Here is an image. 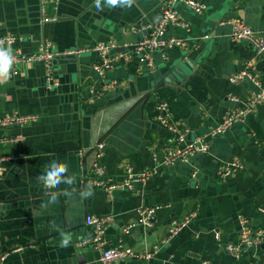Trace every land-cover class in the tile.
Listing matches in <instances>:
<instances>
[{"label":"crops","instance_id":"1","mask_svg":"<svg viewBox=\"0 0 264 264\" xmlns=\"http://www.w3.org/2000/svg\"><path fill=\"white\" fill-rule=\"evenodd\" d=\"M161 1L109 5L99 0L97 7V0H0V35L16 36L7 51L31 54L43 40L61 52L83 49L56 61L61 84L53 90L45 87L42 61L10 66L0 75V118L36 117L21 126L0 127V138L22 137L0 143V264H103L94 248L76 246L90 233L87 214L109 217L108 245L121 240L136 253L157 245L150 264H264V103L226 132L209 135L227 112L243 106L264 85V52L231 40L229 26L218 22L233 16L264 34V0H200L207 6L202 14L179 4L178 16L189 23V31L171 25L165 35L180 37L185 45L168 48L166 58L154 53L152 68L135 58L119 60L98 80L101 89L106 87L102 94L89 96L88 86L97 81L93 66L100 62L92 47L141 40L148 32L144 25L160 15ZM43 16L56 20L42 22ZM248 61L254 63L259 83H232L229 77ZM176 64L187 77L172 85L164 79ZM161 102L167 104L170 120L187 129L188 138L205 136L208 152L156 165L154 157L174 146V134L157 119ZM98 142L104 143L99 162L109 177L120 180L126 165L154 172L133 191L90 187L80 176ZM233 158L243 168L219 177L220 162ZM56 163L67 170L48 187L39 177H46ZM154 205L160 208L151 226L135 224L123 231L137 219L139 206ZM190 212L195 213L190 222L162 242L171 221ZM239 216L263 239L235 259L227 245L238 240ZM64 236L69 238L66 246ZM142 263L128 259V264Z\"/></svg>","mask_w":264,"mask_h":264},{"label":"built area","instance_id":"2","mask_svg":"<svg viewBox=\"0 0 264 264\" xmlns=\"http://www.w3.org/2000/svg\"><path fill=\"white\" fill-rule=\"evenodd\" d=\"M184 4L192 12L196 14H202L206 9V4L200 0H162L160 3V15L151 21H148L144 25L147 35L141 40L131 44H118L114 41L98 42L92 49L95 50L99 57L100 62L93 66V70L96 75V82L88 86V93L90 97H98L105 90L98 85V80L103 79L113 65L119 60H128L135 58L139 63L146 65L149 68L154 66L153 56L154 53L159 52L161 56L166 58V50L174 46L183 47L185 40L180 37L170 36L166 37V30L169 26H176L189 31V23L178 16V5ZM50 20H56V17L43 16L41 21L47 22ZM219 24H226L229 26V37L233 41L246 42L251 45L257 54L264 52V34H261L243 20L236 17H224L219 20ZM16 40L14 34L0 35V50L4 51L11 60V67L18 64L29 65L35 61H42L44 63V75L43 80L45 87L48 90L56 89L60 80L55 72L53 64L54 58L62 54H77L83 51V49H73L66 51L54 50L51 43L47 40L41 41L36 51L31 54H25L19 51H7L8 47ZM255 65L252 61H248L245 66L238 72L233 73L229 80L232 83H238L245 79L253 81L258 84L257 76L255 74ZM115 83V81H113ZM112 86H115L112 84ZM91 99V98H90ZM260 103H264V85L258 86V89L252 91L244 100L243 106L234 108L227 112L221 121L215 126L210 136L222 134L228 130L234 123L244 119L255 106ZM157 119L166 126L174 134L173 143L174 146L169 147L165 154L161 158L154 157L157 161L156 165L171 164L176 161L186 162L188 158L194 154L206 153L209 150V144L205 136L188 138L187 129L179 128L175 123L170 120V114L167 104L164 102L158 103ZM34 115H20L11 114L0 118V127L17 125L21 126L34 120ZM22 137L18 134L13 137H2V142H15L21 140ZM104 148L103 142H98L93 148V159L89 165L84 177L90 187L102 188L108 192L121 189L127 191H133L134 186L140 182H144L154 172V168H144L139 171L133 170L132 166L126 165L123 169V176L120 180H115L106 175L105 169L99 162V158L102 155ZM1 160V158H0ZM243 168L242 162L233 158L220 162L217 168V174L221 178H225L234 175L236 172ZM3 173V167L0 163V179ZM195 176V172L192 173ZM160 206H139L137 209V219L131 222L123 228L124 232H128V229L135 225L140 224L147 228L151 226V220L157 209ZM194 212H190L181 219H173L167 229L166 237L162 242H166L170 237L175 236L179 231L185 227L194 216ZM109 217L95 216L92 214L85 215V224L90 226L89 235L76 243L78 247H91L100 253V260L103 264H128V259L131 257L139 258L143 260L142 264H150L149 260L154 254L158 246L153 245L152 248L143 251L142 253L134 252L130 247L126 246L121 240L115 245H108L105 238L106 224ZM239 235L236 243H230L227 245V250L235 258L239 259L243 250L250 246L259 245L262 242L263 235L261 231H252L248 225L247 220L243 216H239ZM215 237L219 238V232L214 233ZM199 264H208L206 260L201 261Z\"/></svg>","mask_w":264,"mask_h":264},{"label":"clouds","instance_id":"3","mask_svg":"<svg viewBox=\"0 0 264 264\" xmlns=\"http://www.w3.org/2000/svg\"><path fill=\"white\" fill-rule=\"evenodd\" d=\"M120 2L121 0H107V4L109 5H117ZM125 2H129V0H125ZM97 7H99V0H97ZM10 66L11 60L9 56L4 51L0 50V75L6 74ZM66 170L67 166L65 164L56 163L53 165L52 171H50L46 177L41 176L39 179L43 180L46 186L52 187L59 183L61 174ZM68 239L69 238L67 236H64L62 246H66L68 244Z\"/></svg>","mask_w":264,"mask_h":264},{"label":"water","instance_id":"4","mask_svg":"<svg viewBox=\"0 0 264 264\" xmlns=\"http://www.w3.org/2000/svg\"><path fill=\"white\" fill-rule=\"evenodd\" d=\"M67 55H73V54H62V55H59L58 57L54 58V60H53V64L55 65V63H56V61H58V59H60V58L63 57V56H67ZM183 61H184L186 64H188V65L191 67V69H194V66L191 64L190 60L185 59V60H183ZM179 64H180V63H179ZM171 68H172L173 72L170 71ZM194 71H196V70L194 69ZM186 77H187V75H185V74L182 72L180 66H179L178 64H176V65H173L172 67L168 68V70L166 71V78L164 79V81L167 82V83H169V84H172V85H173V84H179L180 81H181V79H185ZM60 84H61V79H60ZM60 84H59V85H60ZM57 88H58V87H57ZM103 144H104V143H103ZM78 154H79L81 157L84 156V152H83V151H78ZM90 163H91V162H90ZM88 168H89V167H87L86 170H82V172H81V176H80L82 180L85 179L84 174H85V172H87Z\"/></svg>","mask_w":264,"mask_h":264}]
</instances>
